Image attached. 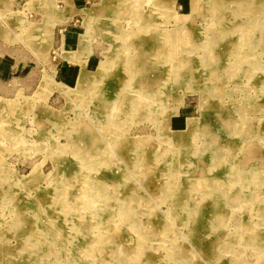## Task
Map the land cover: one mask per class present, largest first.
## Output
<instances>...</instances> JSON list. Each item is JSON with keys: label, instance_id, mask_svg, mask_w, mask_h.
<instances>
[{"label": "rangeland", "instance_id": "1", "mask_svg": "<svg viewBox=\"0 0 264 264\" xmlns=\"http://www.w3.org/2000/svg\"><path fill=\"white\" fill-rule=\"evenodd\" d=\"M58 7L0 4L36 67L0 99V264H264V0H86L80 56Z\"/></svg>", "mask_w": 264, "mask_h": 264}, {"label": "crops", "instance_id": "2", "mask_svg": "<svg viewBox=\"0 0 264 264\" xmlns=\"http://www.w3.org/2000/svg\"><path fill=\"white\" fill-rule=\"evenodd\" d=\"M32 2L33 0H0V4L3 7H8L11 11L20 8L24 10ZM56 2H58L60 10L55 9L53 13L47 15V21H51V24L46 22L47 28L44 30L47 32L58 30L60 41L58 44L61 55L76 52L80 56L82 50L79 49V45L83 44V40L80 38L81 25H79V19L76 18L81 17L85 11L86 0H56ZM60 4L63 6H60ZM6 14L9 15V13ZM33 14H36V12L31 13V15ZM63 23L65 24L62 25ZM57 25L60 26L57 27ZM40 28H42V25ZM0 50L4 51L3 55H0V99L10 100V98L17 97L18 93H28V90H34L36 85V83L34 84V71L36 67L34 68L31 62L14 60L7 53L8 48L2 49L0 45ZM65 62L67 65L69 64L67 61L62 60L54 66L57 67L59 77L67 78L70 81L72 80L70 74L64 75L63 72L66 68Z\"/></svg>", "mask_w": 264, "mask_h": 264}, {"label": "bare ground", "instance_id": "3", "mask_svg": "<svg viewBox=\"0 0 264 264\" xmlns=\"http://www.w3.org/2000/svg\"><path fill=\"white\" fill-rule=\"evenodd\" d=\"M200 2H201V0H200ZM221 5H222V4H221ZM263 10H264V9H263ZM242 13H243V15H244V14L247 13V11L245 10V11H243ZM89 22H90V21H89ZM89 22H88V23H89ZM91 23H92V22H90V24L88 25V29H89V27L91 28V26H90ZM182 23H183V22H182ZM190 30H191V29H190ZM176 31H178V30H176ZM188 34H189V33H188ZM190 34H191V33H190ZM199 34H200V33H199ZM257 34H258V33H257ZM190 36H191V35H190ZM158 37H159V36H158ZM182 37H183V38H187V37H184L183 35H182ZM160 40H161V38H160ZM141 42L143 43V41H141ZM148 42H149V41H148ZM152 42H153V41H152ZM187 43H188V42H187ZM258 43H259V42H258ZM148 44H149V43H148ZM188 44H189V43H188ZM152 51H153V50H152ZM145 59H146V58H145ZM221 59H222V58H221ZM226 59H227V58H226ZM138 60H139V59H138ZM131 63H132V61H131ZM133 63H134V62H133ZM138 63H139V62H138ZM206 65H207V64H206ZM102 68H103V67H102ZM102 68H101V69H102ZM148 68H149V67H148ZM148 68H147V69H148ZM143 70H145V69H143ZM84 71H85V70H84ZM141 71H142V70H141ZM148 71H149V70H148ZM126 72H127V71H126ZM150 72H151V71H149V73H150ZM195 72H196V70H195ZM130 73H131V72H130ZM89 74H90V73H89ZM150 74H151V73H150ZM182 74H183V73H182ZM98 75H99V74H98ZM87 76H88V75H87ZM183 76H184V75H183ZM187 77H188V76H187ZM85 78H86V77H85ZM133 78H134V77H133ZM142 78H143V77H142ZM142 78H141V79H142ZM176 79H177V78H176ZM179 79H180V78H179ZM138 81H139V80H138ZM145 81H146V80H145ZM151 81H152V80H151ZM153 81H154V80H153ZM189 81H190V80H189ZM139 82H140V81H139ZM141 83H142V82H141ZM150 84H151V83H150ZM142 85H143V84H142ZM176 85H177V84H176ZM183 85H184V83H183ZM153 86H154V85H153ZM158 86H159V85H158ZM168 86H169V85H168ZM85 87H86V86H85ZM138 87H139V86H138ZM159 88H160V87H159ZM136 89H137V88H136ZM120 92H121V91H120ZM131 93H132V91H131ZM140 95H141V94H140ZM131 96H132V95H131ZM131 96H130V97H131ZM153 97H154V96H153ZM133 100H134V99H133ZM130 101H131V100H130ZM137 103H138V102H137ZM130 108H131V107H130ZM140 111H141V110H140ZM113 112H114V111H113ZM112 114H113V113H112ZM140 115H143V114H140ZM149 116H150V115H149ZM145 117H146V116H145ZM146 118H148V117H146ZM141 120H142V119H141ZM142 121H143V120H142ZM164 124H165V123H164ZM165 129H166V128H165ZM164 134H165V133H164ZM176 137H177L176 140H179V139H181V138L184 137V136L181 137L180 135H177ZM174 139H175V137H174ZM171 140H173V139L171 138ZM189 140H190V138H189ZM169 141H170V140H169ZM142 142H143V141H142ZM124 143H125V142H124ZM168 143H169V142H168ZM136 144H137V143H136ZM144 152H145V151H144ZM114 175H115V174H114ZM104 185H105V186H104V189H103V190H104L107 194H111V193H114V192L117 193V191H120V192H121L122 189L127 188V190H125V192L122 193L121 198H119V199H115V200H116V201H115L116 203L123 204L124 200L126 199V197H127L128 194H129V191H130V190L128 189V186H126V185H122L121 182H119V181L117 182V184H113L111 181H109L108 183H105ZM104 196H105V195H104ZM133 202L137 204V203L139 202V200L136 199V198H134V199H131V200L129 201V203H131V204H132ZM131 204H130V205H131ZM131 207H132V206H131ZM128 208H129V207H128ZM194 218H195V217H194ZM33 221H34V220H33ZM33 223H34V222H33ZM33 225H34V224H33ZM19 228H20V227H19ZM19 230H20V229H19ZM20 231H21V230H20ZM20 231H19V232H20ZM21 235H22V234H21ZM21 235H20V236H21ZM33 236H34V235H33ZM21 237L24 239L25 236L23 235V236H21ZM49 239H50V238H49ZM52 239H53V238H52ZM56 239H57V238H56ZM23 247H24V246H23ZM146 247H147V246H146ZM140 248H141V247H140ZM137 252H138V251H137ZM170 252H171V251H170ZM171 254H172V253H171ZM171 254L169 255V257H170V258H175L174 254H172V255H171ZM67 255H68V254H67ZM148 255H149V254H148ZM142 256H143L142 254H139V253H138V259H139V260H142V259L144 258V256H143V257H142ZM59 257H60V256L58 255L57 258H59ZM164 257H165V256H164ZM54 258L57 259L56 257H54ZM153 258H154V257H153ZM145 259H146V258H145ZM150 259H151V258H150ZM155 259H156V257H155ZM161 259H162V258H161ZM161 259H160V260H161ZM58 260H59V259H58ZM163 260H164V259H163ZM163 260H162V261H163ZM165 260H166V259H165ZM140 262H141V261H140ZM57 263L59 264L60 262H57ZM152 263H153V264H158V261H155V263H154V261H152ZM165 263H166V262H165ZM172 263H173V262H172ZM149 264H150V263H149Z\"/></svg>", "mask_w": 264, "mask_h": 264}]
</instances>
